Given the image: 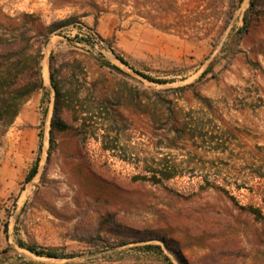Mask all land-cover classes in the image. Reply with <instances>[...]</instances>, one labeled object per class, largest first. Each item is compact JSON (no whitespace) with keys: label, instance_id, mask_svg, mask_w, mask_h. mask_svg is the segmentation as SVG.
Instances as JSON below:
<instances>
[{"label":"rangeland","instance_id":"1","mask_svg":"<svg viewBox=\"0 0 264 264\" xmlns=\"http://www.w3.org/2000/svg\"><path fill=\"white\" fill-rule=\"evenodd\" d=\"M236 3L0 0L5 70H20L10 56L28 45L22 31L35 35L30 74L41 25L70 21L49 35L42 66L56 52L72 104L50 160V80L21 108L37 131L17 118L0 127V264H182L177 252L185 264H264V0L244 35L250 0ZM143 236L162 239L134 242Z\"/></svg>","mask_w":264,"mask_h":264},{"label":"trees","instance_id":"2","mask_svg":"<svg viewBox=\"0 0 264 264\" xmlns=\"http://www.w3.org/2000/svg\"><path fill=\"white\" fill-rule=\"evenodd\" d=\"M244 1L245 0H237L236 5H234L233 7V11L238 7H240V5ZM260 3L261 0H250V7L247 14L244 17V25L239 30V34L244 35L250 32L252 27L250 16L251 14L259 12L258 7ZM68 23H70L69 20L54 22L48 26L41 25V30H39L37 34L40 33L43 36V40L41 41V44L38 46V48L34 50L33 60L35 61L34 64H36V70L34 73L32 72L30 74H26L24 72L27 67L32 68L33 66L26 64L27 61L26 58L22 59L23 54H25V52L27 51L26 50L27 48L32 47V49H34V44L31 43L30 41L35 35L32 34L29 35L28 34L30 32L29 29L22 31V36H23L22 41H26L28 43L27 47L20 44V41L18 42L15 41L12 44L14 53L10 57L15 56L17 58L15 60L18 61V63H16L17 65L15 67L20 70L16 72L11 67L5 70V68L3 67H6V65L0 62V67L2 68V70L0 71V127L10 126L18 117L23 104L26 101H28L36 91L45 89V79H44L45 77L43 75V66H42V61L45 58L43 52L44 47L49 42V35L53 32H56L58 29L67 26ZM225 29L226 27L223 28V30ZM27 35L29 36L27 37ZM10 57H8V59H10ZM117 58L122 63L129 65V62H127V60L122 56L117 55ZM108 65L114 69H119L117 66L112 65L110 63ZM61 67L62 66L58 65V56L56 52H52L49 57L48 69L50 74L51 86L55 92L56 102H55V112L51 121V129L49 132L50 134L49 135L50 147L48 150L49 160L52 157V152L55 146L56 130H65L68 127L66 122H64L60 117L62 112V107L64 104L66 105V107H68V109L72 107V104L68 103V100H66L67 98H65L64 96L63 90L65 88V82L61 75ZM138 73L154 82H158V83L167 82V80H157L156 78L148 74H144L142 72H138ZM189 88L190 86L188 85V86H183L180 89L188 90ZM46 95H48L47 92L45 93V99H46ZM66 97H68V95ZM40 161L41 159L40 157H38L34 165L31 167L30 171L28 172L25 179L27 183L31 182L38 174ZM154 239H162V238H160L159 236H143L137 238V240H134V242H147L149 240H154ZM128 243L130 242H124L121 245H126ZM21 245L38 256H47L50 258H73L79 255L78 253L62 254L56 249H45L33 244L22 243ZM167 246H169V244H167ZM143 247L151 252L153 251L160 254L163 253V249L161 245L145 244ZM2 253L4 252L0 251V256L2 255ZM176 254L179 260L181 261V263L185 264L184 262L185 259L181 255V253L177 252ZM167 260H169V258H167ZM171 264L173 263L171 262Z\"/></svg>","mask_w":264,"mask_h":264},{"label":"crops","instance_id":"3","mask_svg":"<svg viewBox=\"0 0 264 264\" xmlns=\"http://www.w3.org/2000/svg\"><path fill=\"white\" fill-rule=\"evenodd\" d=\"M30 102V101H29ZM17 122L19 124H24V125H27L28 128H25L24 127V131L26 130H30V132H35L37 131V126L40 124V122H37L36 120V116L33 115L29 109L25 108V109H22L21 112L19 113L18 117H17Z\"/></svg>","mask_w":264,"mask_h":264},{"label":"bare ground","instance_id":"4","mask_svg":"<svg viewBox=\"0 0 264 264\" xmlns=\"http://www.w3.org/2000/svg\"><path fill=\"white\" fill-rule=\"evenodd\" d=\"M51 45V44H50ZM45 68V67H44ZM44 70V69H43ZM50 75H49V69H48V61H46V69H45V73H44V77H45V80L46 81H49L50 79V77H49Z\"/></svg>","mask_w":264,"mask_h":264}]
</instances>
